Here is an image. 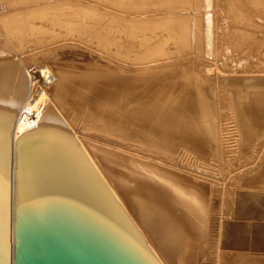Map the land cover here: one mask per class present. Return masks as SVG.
<instances>
[{
    "label": "bare ground",
    "instance_id": "bare-ground-1",
    "mask_svg": "<svg viewBox=\"0 0 264 264\" xmlns=\"http://www.w3.org/2000/svg\"><path fill=\"white\" fill-rule=\"evenodd\" d=\"M257 16L264 0H0V60L17 58L29 81L12 132L14 166L17 138L50 101L163 264H264L262 253L216 249L221 239L234 249L245 243L235 172L223 184L218 177L232 167L219 105L240 106L233 88L211 97L200 73L219 49L255 45ZM49 53L57 72L38 68L36 87L34 63ZM251 196L238 210L249 217L260 215ZM255 237L264 246V225Z\"/></svg>",
    "mask_w": 264,
    "mask_h": 264
},
{
    "label": "water",
    "instance_id": "water-1",
    "mask_svg": "<svg viewBox=\"0 0 264 264\" xmlns=\"http://www.w3.org/2000/svg\"><path fill=\"white\" fill-rule=\"evenodd\" d=\"M28 87L17 58L0 60V264H163L50 101L14 166Z\"/></svg>",
    "mask_w": 264,
    "mask_h": 264
},
{
    "label": "rangeland",
    "instance_id": "rangeland-1",
    "mask_svg": "<svg viewBox=\"0 0 264 264\" xmlns=\"http://www.w3.org/2000/svg\"><path fill=\"white\" fill-rule=\"evenodd\" d=\"M254 19L260 24L254 30L256 32L255 45L243 44L242 47H238L236 42L235 47L230 48L227 54L223 53V48H221L219 49L221 53L218 54V58L208 60L206 68L200 72L201 75H206L205 77L209 79L208 83L210 86L208 93L211 97L215 95L211 94L215 91L218 92L216 94L223 95L229 93L228 90L233 88L236 96L235 104H239L240 106V109L235 107L234 112V109L230 108V106L219 105V107L224 109L221 111L224 114L218 118L220 121L219 125L222 128L220 140L226 147V150L230 151L229 159H232V167L225 168L224 171L220 169L218 177L223 184L226 183L227 176H229L227 174L231 170L235 172L233 184L235 187V224L245 223V243L242 246L235 244V249L230 246L225 247L222 239L219 240V248L216 249L227 254L232 252H235V254H264V246H259L255 243L257 226L264 225V98L258 100L249 96L254 90H257L264 97V82L258 81L259 78H264V18L257 16ZM234 35L235 41L240 40L238 39L237 32ZM227 36L226 38H228ZM231 46L233 45L231 44ZM49 54L46 57H39V60L34 63V67L36 66L34 68L36 77L33 78V83L36 87L41 85L39 82L41 76H38V74L40 75V71L37 73L38 68L40 69L46 65L52 66L54 73L56 74L57 72L54 68V63L58 60V55L56 53ZM185 61H188V59ZM196 72H199V69H196ZM227 78H234L238 82H235L232 87V84L225 82ZM34 89L37 91V88ZM237 93L239 94L238 96L236 95ZM246 111L249 115L245 118L237 117L238 114ZM245 119L247 120L246 125L249 127L248 129L253 131L251 135L242 132V129L245 127ZM84 122V118L82 119L81 117L77 123V127L82 133L85 127ZM13 138L12 133V140ZM181 158L185 161H192L194 156L184 153ZM246 176H250L249 181L245 180ZM252 176L255 178L253 179ZM231 183V180H228V184L230 185ZM248 194H252L251 197L255 195L253 198H258L259 205L256 204L255 211H259L260 215L249 217L242 215L244 212H238L241 207L239 206L240 202Z\"/></svg>",
    "mask_w": 264,
    "mask_h": 264
}]
</instances>
